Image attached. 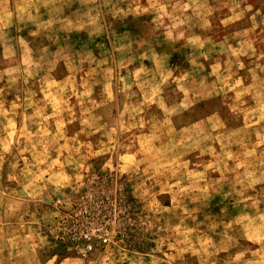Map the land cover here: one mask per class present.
Returning a JSON list of instances; mask_svg holds the SVG:
<instances>
[{
	"label": "rangeland",
	"instance_id": "obj_1",
	"mask_svg": "<svg viewBox=\"0 0 264 264\" xmlns=\"http://www.w3.org/2000/svg\"><path fill=\"white\" fill-rule=\"evenodd\" d=\"M153 2L169 15L149 0H0V190L32 191L0 244L21 264H225L245 248V264L264 260L249 221L234 222L254 232L264 214V183L245 188L264 171V0ZM185 87L199 95L172 113ZM61 146L84 165L64 167Z\"/></svg>",
	"mask_w": 264,
	"mask_h": 264
},
{
	"label": "clouds",
	"instance_id": "obj_2",
	"mask_svg": "<svg viewBox=\"0 0 264 264\" xmlns=\"http://www.w3.org/2000/svg\"><path fill=\"white\" fill-rule=\"evenodd\" d=\"M25 7H27V5H25ZM149 7L150 8H156L160 11L161 15H169V13H167L163 6L159 3H154L153 0H149ZM184 7H188V5H185ZM139 8V6H138ZM140 11H148V8H139ZM4 11L7 14L8 13V6L7 4L4 5ZM21 11H23V9H21ZM176 23L177 24H182L185 23L186 20H179L178 18H175ZM5 21L7 22V15L5 16ZM175 27V26H174ZM183 35V33H181V36ZM196 38L192 39V42L195 43ZM8 55H11L10 52H8ZM238 64V68H242L244 67V65L242 64ZM257 67H260V65H257ZM262 71H264V68L261 69ZM11 72V70H10ZM252 73L253 76H255V71L254 69H252ZM186 77H181V80L183 81ZM167 80V76H164L163 79L161 80L160 83H163L164 81ZM72 83V79L70 78L68 81H65V84H71ZM187 88V91L189 92V96L185 97V103L182 105L180 103H177L174 105V108L172 109V113H179L181 111H184L185 109H189L191 108L193 99L199 95L198 90L190 88V87H185ZM159 84H156V88H155V92L158 93L159 92ZM185 90L184 88L181 89V91ZM45 91H47V89H45ZM63 93V89H60V91L57 93V95H61ZM73 95H75V93H72ZM240 94L242 93H238L237 95V99H239ZM49 103H53L54 102V107L56 109L54 116L57 119H63L60 114H61V103H64L66 105V101H56L55 98H50L48 100ZM163 106V105H161ZM236 108H239V105H236ZM236 108L233 109V111L236 110ZM64 111H67L68 113L71 114V109L70 108H64ZM166 112H168L167 109H165ZM172 113H169L170 115ZM74 118V117H72ZM260 119L264 120V106H262V111H261V115H260ZM87 123V122H85ZM80 133H77V135H79ZM85 135H87V133H84ZM62 139V136L58 133L56 137H54L49 143L53 144V143H58V141ZM71 140L75 143V144H79V141L76 140V136H73L71 138ZM262 143H264V139H262L261 141ZM81 147H87L86 145L81 146ZM61 148H63L64 150L68 151V156L64 158V160L62 161L63 166L64 167H68V166H72L73 169H80L85 161L86 158L84 155L81 154L80 152V147H72L70 149L65 148V146H61ZM5 151H8L7 147H5ZM64 152L61 151L60 155L63 156ZM44 163L43 160H37V165ZM15 167V165L13 166ZM166 166L161 164L157 167V165L153 162H148V169H157V171L160 168H165ZM135 171V170H134ZM25 172H27V169H25ZM144 177H141V179ZM147 179L151 180L153 178V175H148L146 177ZM202 178V177H201ZM10 179H15V177H10ZM64 179H68V177H64ZM246 179L248 180V183L245 185V188H251L253 187L255 184L257 183H264V171L261 172L260 176L258 178L254 177L253 173H249L248 176L246 177ZM238 183H243V181H237ZM18 184L21 185V190L19 192H14V191H8V190H0V222H3L4 218L7 217L8 219H12L18 216H21L24 213V209L22 208V205L24 204L25 200L28 199L29 197L32 196V191L29 190V188H25L23 186V181L18 180L17 181ZM34 191V189H33ZM206 189H201V192H205ZM243 191H241L240 195L243 196ZM258 195L260 196H264V190H262L260 193H258ZM251 199V198H250ZM257 203H259V201L253 199V206H255ZM160 212H164L166 211L163 206H161L159 208ZM167 211H171L170 209ZM243 220H248L249 223L247 225L244 226V232H243V238L247 239V240H251L253 243H260L261 245V254L264 255V214H260L257 217H255V220H258L260 223L258 224L257 228L255 229L254 232H249L248 229L251 227V225L253 224V220L249 219L248 217H242L240 220L234 221L235 223H240ZM233 222V223H234ZM133 224H136V221L132 222ZM140 224H143V221L140 220ZM216 227V225H213V229ZM232 228L231 224L228 225H224V233H223V241L221 244V250H223L224 252H228V249L233 247L237 242V237L236 235H229V230ZM146 230V229H145ZM133 231H135V229H133ZM8 235H11V233H8ZM15 236H13V240L15 241ZM27 248H31V242H25ZM181 243V241L179 239H177V246H179V244ZM190 243V242H188ZM204 244H211V240L207 239L204 241ZM16 248V244H9V242L7 240H5V242L3 244H0V264H21V262L17 259V257L19 255H21L22 253L17 249V251L13 252L11 249ZM201 249L202 252L206 255V256H212L214 255V252H208L207 248L204 247V245H201ZM248 249L245 248L243 251H239L238 254L231 256V258L229 260H227L225 262V264H245L244 261V257H245V252ZM7 251V255H5V252ZM178 257H170L169 261L166 262V264H171V261L173 259H177ZM202 264H204V262L202 261ZM218 264V262H217ZM261 264H264V260L261 261Z\"/></svg>",
	"mask_w": 264,
	"mask_h": 264
}]
</instances>
